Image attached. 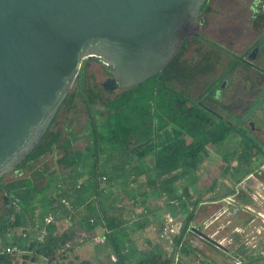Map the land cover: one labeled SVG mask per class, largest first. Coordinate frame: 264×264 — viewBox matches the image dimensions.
I'll return each mask as SVG.
<instances>
[{"label": "rangeland", "instance_id": "obj_1", "mask_svg": "<svg viewBox=\"0 0 264 264\" xmlns=\"http://www.w3.org/2000/svg\"><path fill=\"white\" fill-rule=\"evenodd\" d=\"M194 38L198 37H192L190 41ZM218 42L224 43V48H227L229 53L222 47H217L218 50L211 49V46L203 42H199L196 47L194 41L189 42L181 56L182 63L190 65L189 71H204L196 76L194 73V77L190 76V71L189 78L183 83L175 80L169 84L174 89L183 91L192 101H202L210 110L222 116L225 122L229 121L230 125L235 127L234 130L243 131L258 142L260 151L254 149L255 156L252 159H238L242 161L241 166L248 164L250 170L243 171L248 173H239L236 178H240V181L233 183L234 176L228 175L227 167L234 166L238 160L233 154L226 153L225 148L217 150L211 147L209 156L195 171L180 175L169 182L166 180L167 176L149 179L146 173L137 174L136 168L133 167L137 163L133 151L106 150L99 153L98 169L105 171V178L101 177L98 192L93 191L91 181L88 184L82 177L74 186L68 188V197H64V201L60 197V209L53 222L57 224V232L66 233V247L70 250H67L65 259L56 261L57 264H116L110 244L102 243L104 236L101 225L106 220L121 226L127 225V239L134 242L139 251L146 249L151 243H156L161 245L166 255H172L175 248L174 237L191 213L194 216L190 225L195 231L186 236L191 242V249L188 258L179 252L180 250L175 253V256H178L177 264H264V109L261 108L264 100V92L262 95L261 92L264 85L259 84L256 78V85L252 84L254 72L245 70L246 66L240 55H233L242 53L244 47L229 45L223 38ZM199 57L201 60L196 63ZM204 57L213 58V61L223 59L225 62L231 61L233 57L235 62L224 71V76L228 74V80H215L219 71L205 69L210 67L211 62ZM98 64L94 61L85 64L90 73L89 81L96 85L103 96L113 97L124 87L108 92L99 80L101 71L94 68ZM232 65L238 68L234 67L229 72ZM258 66L256 64V71H262ZM262 80L264 79L261 77ZM96 106L101 108V103ZM63 112L60 110L56 118H60ZM70 116L71 123L68 125L71 126V136L90 130L88 109L80 97ZM250 121L254 123L253 128L247 127ZM89 140L88 138L82 142L78 149L84 150L90 143ZM131 147L128 146L129 149ZM53 157L45 155L37 161H44L41 168H48L52 174L62 166L56 159L57 155ZM136 165L142 167V164ZM26 173L23 171L22 175ZM87 177L85 174V179ZM34 180L37 187H42L46 177ZM37 191L39 193L28 202L31 205L28 210H32L29 216L35 217L32 218L33 222H30L28 216H23L22 219L25 229L34 234L38 223L35 220L44 211L46 200L50 194L58 197L64 191V186L60 181H56L49 192L39 189ZM227 191L233 192L226 194ZM7 202V197L1 193L0 224L2 218L12 211V205ZM19 205L21 202L15 206V213L19 212ZM33 207L35 209H32ZM97 213L104 217H96L94 214ZM21 229L22 227H19L20 231ZM172 230L174 232H171ZM0 237L4 243L6 236L1 229ZM21 252L19 249L18 264H24L19 257ZM33 264L54 262L39 257Z\"/></svg>", "mask_w": 264, "mask_h": 264}, {"label": "trees", "instance_id": "obj_2", "mask_svg": "<svg viewBox=\"0 0 264 264\" xmlns=\"http://www.w3.org/2000/svg\"><path fill=\"white\" fill-rule=\"evenodd\" d=\"M189 42L190 38H186L180 51L161 71L137 85L124 87L113 97L103 96L96 85L90 83V77L82 63L76 83L62 100L47 129L31 152L14 168L27 172L24 178L2 184L3 176L0 177V196L4 193L12 205L11 213L5 215L2 218L3 223L0 224V229L6 236L1 246L16 245L22 251L19 257L24 264H33L39 257L54 264L60 258L65 259L67 250H70L66 247L67 235L65 232H57L55 222L45 225L44 217L48 213L56 217L61 205L60 197H68V188L74 186L82 177L88 184L91 181L93 191L98 192L99 182L102 176L105 177V171L98 169L97 154L106 150L133 151L136 164H142V167L133 165L137 174L146 173L149 179L167 176L168 182L195 171L200 163L205 162L211 147L217 150L225 148L226 153L233 154L237 160H250L255 156L254 149L260 151L258 142L252 136L234 130L235 127L229 121L225 122L222 116L210 110L202 101H192L183 91L170 86L169 83L175 80L183 83L189 78L190 71V76L194 77L195 71H189L190 67L181 61ZM233 68L234 65L229 71ZM78 97L83 100L91 119L90 143L84 150H70V140L67 142L66 139L64 144L61 143L63 129L55 126L56 116L60 110L70 115ZM97 103H101V108L96 106ZM129 145L132 146L130 149ZM58 149H62L58 163L64 167V175L50 176L48 168L35 166L40 158ZM241 164L242 161L238 160L234 166L227 167L228 175L234 176V184L240 181V178H236L239 173L246 175L248 172L243 171L250 170L248 164ZM85 174L88 175L86 179ZM44 176L49 178L42 190L37 187L34 179ZM56 181L62 183L64 191L58 197L50 194L44 211L35 220L38 222L35 234L28 232L22 222L23 216H28L30 222L35 218L34 215L29 216L32 211L28 210L31 207L29 201L39 193L38 189L49 192ZM228 192L233 191L225 193ZM19 202V212L15 213L14 208ZM172 214L175 215V212ZM94 215L98 218L104 217L100 213ZM193 216L191 213L183 221L180 231L174 237V252L169 256L156 243H151L146 249L139 251L136 244L127 239V225L121 226L109 220L101 225L104 236L102 243L110 244L116 264H177L178 256L175 253L179 250L188 258L191 242L186 236L195 231L190 225ZM19 227H22L21 231ZM43 228L46 233L39 238ZM17 259L18 252H0V264H18Z\"/></svg>", "mask_w": 264, "mask_h": 264}, {"label": "water", "instance_id": "obj_3", "mask_svg": "<svg viewBox=\"0 0 264 264\" xmlns=\"http://www.w3.org/2000/svg\"><path fill=\"white\" fill-rule=\"evenodd\" d=\"M205 1L0 0V177L35 147L85 59L101 62V83L108 69L107 90L137 85L203 33Z\"/></svg>", "mask_w": 264, "mask_h": 264}, {"label": "crops", "instance_id": "obj_4", "mask_svg": "<svg viewBox=\"0 0 264 264\" xmlns=\"http://www.w3.org/2000/svg\"><path fill=\"white\" fill-rule=\"evenodd\" d=\"M202 17L204 19V26H203L204 27V34H203L204 37L196 36L198 38L196 39L194 38L193 40L195 46L198 47V43L203 42L211 46V49H217V47L223 48L224 43L218 42L220 39L223 38V39H226V42L229 45L232 44V45H238V46L244 47L242 53H239V54L233 53V55H240L241 61L246 66L245 70L250 69L251 71L254 72V74L252 73L253 78H251L253 80V83L251 81H249V83L256 85L254 81V78H256L259 80L258 81L259 84L264 85V80L261 81V77L264 79V72H262L264 71V0H206L205 5L203 6V9H202ZM193 41H190V42H193ZM254 44L256 46L255 47L256 49L254 48L255 49L253 50L254 53L250 55V53L252 52L250 50L251 49L250 47H252V45ZM225 50H227V48ZM220 52H222V50ZM226 53H229L228 50L226 51ZM204 59L209 61V63L211 62L210 67L205 68V69L219 71L218 76L215 78V80L217 78L218 79L222 78V80L227 78L228 80V74L224 76V71L225 69H227V67L230 66L231 63L235 62V59L233 57L231 61H227V62H225L223 59L219 61H213V58L209 59V58L204 57ZM200 60L201 58L198 59L196 63H198ZM88 61L98 62L92 59H89V60L85 59L83 61V64H84L86 74L89 73V71H87V68L85 67V64ZM256 64L259 65L258 69L262 71H256L255 69ZM188 67H190V65ZM237 68L238 67H235V69ZM194 71H195V76H196V74L202 73V71L204 70L201 69L200 71H198V69H196ZM263 92H264V88L261 92V95L263 94ZM62 114L63 115L60 118L58 119L56 118V124H55L56 127H61L63 129L61 143L64 144L66 139H67V142L68 140H70L69 141L70 143L68 144V147L70 148V150L78 149V146L81 145L82 142H85L86 139L88 140V138L90 139L89 131L87 129V130H84L82 132L75 134L74 136H71L72 130L70 129L71 126H69L68 124L71 123L72 116L67 115V114L64 115V112ZM80 150H83V149H80ZM46 155H48L49 157L50 156L56 157L57 155L56 159L58 161V159L62 155V149H58ZM42 163H44V161L36 162L35 166L41 167ZM59 174L64 175V168L62 166L59 171L57 170L54 171V174L50 176L56 177ZM45 177H46V180H48V176H44L43 178ZM22 178H24V175H22V172H20L19 170H15L14 172L5 173L2 177L1 182L2 184H9L11 182H14L15 180H20ZM46 180L42 184L43 185L42 187L39 186L41 187L40 189L45 188V184L47 182ZM0 244H2L1 240H0Z\"/></svg>", "mask_w": 264, "mask_h": 264}, {"label": "built area", "instance_id": "obj_5", "mask_svg": "<svg viewBox=\"0 0 264 264\" xmlns=\"http://www.w3.org/2000/svg\"><path fill=\"white\" fill-rule=\"evenodd\" d=\"M61 200L64 201V198H62ZM54 220H55V216L52 213H48L44 217V224L47 225L49 223H52ZM171 232H174V231L172 230ZM45 233H46L45 228H43L38 237L41 238ZM18 251H19V248L16 245H6L5 247L0 245V252L13 253V252H18Z\"/></svg>", "mask_w": 264, "mask_h": 264}, {"label": "flooded vegetation", "instance_id": "obj_6", "mask_svg": "<svg viewBox=\"0 0 264 264\" xmlns=\"http://www.w3.org/2000/svg\"><path fill=\"white\" fill-rule=\"evenodd\" d=\"M203 34H204V31H203V33L201 34V35H198V37H204L203 36ZM256 46H255V44L254 45H252V47H250L251 49V53H250V55H252L253 53H254V51L253 50H255L256 48H255ZM224 48V47H223ZM255 48V49H254ZM224 49H226V48H224ZM89 60V59H88ZM83 63V62H82ZM98 63H101V62H98ZM104 72L107 74V76L105 77V79L102 81V86L103 87H107V86H111L112 87V85L114 84L113 83V81H111V77H112V75L110 74V72L108 71V69L107 68H105V70H104ZM118 86H120V85H116L115 87H114V89L116 88V87H118ZM261 108H263L264 109V100L262 101V103H261ZM14 171L15 170H17V169H13ZM13 170H11V171H9V172H14Z\"/></svg>", "mask_w": 264, "mask_h": 264}]
</instances>
